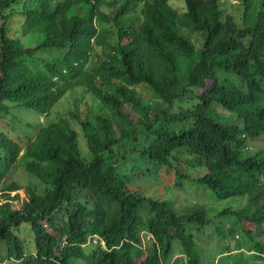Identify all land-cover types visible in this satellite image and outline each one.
I'll return each mask as SVG.
<instances>
[{
  "label": "trees",
  "instance_id": "16d2710c",
  "mask_svg": "<svg viewBox=\"0 0 264 264\" xmlns=\"http://www.w3.org/2000/svg\"><path fill=\"white\" fill-rule=\"evenodd\" d=\"M242 1L250 7L251 0ZM16 17L34 46L6 35ZM0 20V122L44 117H33L36 133L25 147L0 132V243L7 246L0 264H214L200 252L197 233L205 236L213 225L225 237L224 217L236 220L238 241L245 237L264 263V149L252 154L248 145L264 135V0L250 27L223 13L220 0H0ZM98 49L100 63L89 65ZM74 91L88 100L53 112ZM90 101H98L95 108ZM147 156L175 168L180 186L195 179L192 166L219 199L247 202L220 212L205 202L180 213L132 187L126 163ZM20 161L28 184H6ZM25 224L32 245L24 250Z\"/></svg>",
  "mask_w": 264,
  "mask_h": 264
},
{
  "label": "rangeland",
  "instance_id": "374dc122",
  "mask_svg": "<svg viewBox=\"0 0 264 264\" xmlns=\"http://www.w3.org/2000/svg\"><path fill=\"white\" fill-rule=\"evenodd\" d=\"M220 6L222 8L223 13L230 14L231 16L235 17V20L240 27H245V26L250 27V26L255 25L256 22L258 21L259 14L262 12V0H251L250 7L244 6V2L242 0H220ZM23 22L24 20L18 17L8 20L6 35L16 38V39H20L23 42V44L26 46H34V45L29 44L30 37L25 36L24 34L23 27H22ZM134 24H137V23H134ZM3 25L4 23L0 20V29L3 27ZM0 40H1V35H0ZM52 54L53 56L55 55L59 56L61 55V52L52 53ZM101 58H102V55L98 49L97 53L93 54V58L90 60L89 65L93 66L97 64L98 62L100 63ZM186 60L187 59L181 60L182 64H181L180 74H181V78H183V74L185 71V75L187 76L185 78L187 81L189 74L186 73V70L189 71L190 68L185 67L184 64ZM187 62L190 63V61H187ZM233 79L240 83L242 82L240 80L241 78L239 75H235ZM146 87L147 86L143 84H140L137 86V88L140 91L145 92L148 96L158 101L159 99L153 94V92L148 87L147 88ZM74 92L71 94V96L70 94H68L69 96L64 95L62 98L66 97L65 98L66 100L61 98L62 100L60 99L56 103L57 106L56 108H54L55 111H58V113H63L67 107L68 108L71 107V105L68 103L72 101L73 99H77L79 101L83 100L82 102H84L85 100H88L87 96L84 97V94H82L80 91H74ZM187 95L189 96V94ZM67 97L68 98L71 97V99L72 98L73 99L71 100V99H68ZM89 98L92 99V96H89ZM92 102L91 103L94 106L93 108H95V106L98 104V101H92ZM65 104H67L68 106ZM64 105L67 107L65 108ZM174 106H175L176 111H179L182 109V106L180 103H176L174 104ZM60 109L62 112L60 111ZM36 116H30L31 118L28 116L27 117L28 120L26 119L27 121L26 120L25 122L20 121L19 125L16 123V125H18L17 127L15 125L13 126L10 123H5V124L0 123V131H4V132L6 131L10 135V137H12L20 145L25 147L29 138L33 137V135L36 133V131L34 130V126H32L31 124V123H34L33 117L36 118V121L38 120ZM39 120L42 122L44 120V117L40 116ZM28 121L32 128L30 126H27ZM233 122H235V120H233ZM11 128L13 129V132ZM78 147L83 157L88 158V149L85 145L84 137L79 136ZM249 149L252 152V154L254 153L258 154L260 150H263L264 149V135L261 137L251 139L249 141ZM186 157L187 156H185L184 158ZM183 163L184 161H182L180 164L183 165ZM126 164L128 166L127 172L131 175L130 177H131L132 187L139 188L142 191H145L150 198L157 199V198L163 197L164 198L163 200L168 202L170 205H173L175 210L180 213L185 212L187 209H189L194 204H202L205 202H207L209 206L214 207L215 211L218 210L219 212L222 211L224 208L236 207V205L239 203L247 202L246 198L219 199L213 191L204 187V185L201 184L199 180H196L199 175L196 170V167H192V166L190 167V169L192 170V174H193L191 176L192 177L194 176L195 178L194 180L196 181L190 180V179H184L183 186H180L178 185L180 183V177H179V174L177 173V170L173 168V170L170 171L166 165H163L162 163L151 159L150 156H147L145 158L140 157L137 162L128 161ZM22 168L23 170H21ZM197 169L201 171L202 168H197ZM28 181L29 180L26 176V173L24 170V164L22 161L18 162L16 167L11 172H9L5 178L6 184L9 182H16L21 186L27 185ZM148 207H149L148 202H145L142 206L141 213L144 216V218H147L148 216ZM208 210L211 212V215H214L210 209ZM220 221H221V218L217 221L215 219L214 223L215 222L219 223ZM222 226L225 228V232H226L225 237L220 236L218 231L214 229L213 225H212V228L205 230L206 232L205 236L197 233V242L200 245V252L205 256L207 260H209V262H213L214 264H221V263H225V264H264L262 261H259L256 259L255 251L245 246L246 245L245 237L243 240L238 241V236L241 235L240 228L238 227V224L233 217H224V224ZM28 227L29 225L27 224L20 227V230L23 231L26 236V239H25L26 246L23 243L24 250L26 249V247L31 248V245H32V237L29 234V232H26V229H24ZM240 244H242L243 246L241 249L238 247V245ZM93 248H94V245L87 246V250L89 251L92 250ZM226 248H229L232 251L227 252ZM4 250L7 253L6 243L1 242L0 243V253H2V251ZM176 254H179V252H176ZM79 264H84V263L80 262Z\"/></svg>",
  "mask_w": 264,
  "mask_h": 264
},
{
  "label": "bare ground",
  "instance_id": "6f19581e",
  "mask_svg": "<svg viewBox=\"0 0 264 264\" xmlns=\"http://www.w3.org/2000/svg\"><path fill=\"white\" fill-rule=\"evenodd\" d=\"M79 1H81V0H79ZM83 1H84V0H83ZM112 1H113V0H112ZM114 1H116V0H114ZM117 1H118V0H117ZM138 1H139V0H138ZM73 2H75V1H73ZM110 2H111V1H110ZM150 2H151V1H150ZM78 3H79V2H78ZM80 3H82V2H80ZM72 4L75 5L76 3H75V4L72 3ZM72 4H71V5H72ZM93 4H95V3H93ZM108 4H109V3H108ZM110 4H111V3H110ZM114 4H117V3H114ZM156 4H157V3L154 1V5H156ZM77 5H78V4H77ZM81 5H83V4H81ZM105 6H106V5H105ZM59 7H60V6H59ZM69 7H71V6H69ZM83 7H84V6H83ZM134 7H135V6H134ZM150 7H151V6H150ZM152 7L154 8V6H152ZM73 8H74V7H72V9H73ZM79 8L81 9L82 7L79 6ZM79 8L77 9V11L79 10ZM196 8H197V5H196ZM219 8H220V7H219ZM58 9H62V8H58ZM74 9L76 10V8H74ZM107 9H108V8H107ZM115 9H116V8H115ZM149 9H152V8H149ZM155 9H156V8H155ZM75 10H74V11H75ZM111 10H112V9H111ZM111 10H110V11H111ZM192 10H193V9H192ZM196 10H197V9H196ZM69 11H71V10H69ZM72 11H73V10H72ZM77 11H75V12H77ZM93 11H94V10H93ZM104 11H105V10H104ZM112 11H113V10H112ZM151 11H152V10H151ZM153 11H155V10H153ZM158 11H159V8H158ZM200 11H201V10H200ZM79 12H80V11H79ZM82 12H83V11H82ZM95 12H96V11H95ZM85 13H86V12H85ZM97 13H98V11H97ZM97 13H95V14H97ZM104 13H105V12H104ZM111 13L113 14V12H111ZM149 13H150V12H149ZM153 13H154V12H153ZM153 13H151V14H153ZM217 13H218V12H217ZM80 14H81V12H80ZM82 14H83V13H82ZM86 14H87V13H86ZM105 14H106V13H105ZM73 15H74V14H73ZM198 15H200V14H198ZM95 16H96V15H95ZM148 16H149V15H148ZM152 16H153V15H152ZM152 16H151V17H152ZM216 16H217V15H216ZM105 17H106V16H104V18H105ZM110 17H111V15H110ZM196 17H197V15H196ZM79 18H80V17H79ZM92 18H93V17H92ZM94 18H95V17H94ZM153 18H155V14H154V17H153ZM217 18H218V17H217ZM81 19H82V18H81ZM57 20H58V19H57ZM84 20H85V19H84ZM112 20H113V19H112ZM112 20H111V21H112ZM148 20H151V19L149 18ZM218 20H219V19H218ZM48 21H49V20H48ZM65 21H66V20H65ZM91 21H92V20H91ZM105 21H106V20H105ZM152 21H155V20L152 19ZM101 22H102V21H101ZM103 22H104V21H103ZM106 22H107V21H106ZM219 22H220V21H219ZM149 23H150V22H149ZM14 24H16V23H14ZM91 24H92V23H91ZM103 24H105V23H103ZM108 24H109V23H108ZM150 24H151V23H150ZM152 24H153V22H152ZM64 25H66V23H65ZM94 25H95V24H94ZM99 25H100V24H99ZM154 25H155V22H154ZM154 25H153V26H154ZM106 26H107V25H106ZM106 26H105V27H106ZM150 26H151V25H150ZM153 26H152V28H153ZM17 27H18V26H17ZM102 27H103V25H102ZM154 27H155V26H154ZM93 28H94V27H93ZM95 28H96V27H95ZM149 28H150V27H149ZM216 28H217V27H216ZM153 29H154V28H153ZM217 29H218V28H217ZM106 30H108V28H106ZM149 30H150V29H149ZM151 30H152V29H151ZM108 31H109V30H108ZM102 34H103V33H102ZM107 34H108V33H107ZM46 35H47V34H46ZM44 40H45V39H44ZM49 41H50V40H49ZM37 45H38V44H37ZM40 45H41V43H40ZM44 45H46V43H45ZM48 45H49V42H48ZM48 45H47V47H49ZM51 45H52V44H51ZM37 47H39V45H38ZM40 47L45 48L44 46H40ZM47 47H46V48H47ZM52 47H53V46H52ZM52 47H50V48H52ZM24 48H25V47H24ZM24 48H22V51H23ZM35 48H36V47H35ZM38 49H39V48H38ZM40 49H41V48H40ZM25 50H26V49H25ZM46 50H47V49H46ZM35 51H36V50H35ZM37 52H38V51H37ZM41 52H42V51H41ZM53 52H54V51H53ZM44 53H45V52H44ZM62 54H63V53H61V55H62ZM18 56H19V54H18ZM21 56H22V55H21ZM24 56H25V55H24ZM22 57H23V56H22ZM18 58H19V57H18ZM23 58H24V57H23ZM15 60H17V59H15ZM20 62H21V61H20ZM23 63H24V62H23ZM16 64H17V62H16ZM20 64H22V63H20ZM26 64L28 65V63H26ZM12 65H13V64H12ZM16 66H17V65H16ZM29 66H30V65H29ZM21 67H22V65H21ZM23 67H24V66H23ZM31 67H33V65H32ZM48 67H49V66H48ZM15 68H17V67H15ZM18 68H20L19 65H18ZM28 68H29V67H27L26 69H28ZM45 68H46V67H45ZM13 69H14V66H13ZM13 69H12V70H13ZM21 69H22V68H21ZM21 69H19V70H21ZM9 70H10V69H9ZM31 70H32V69H31ZM38 70H39V69H38ZM38 70H36V71L39 72ZM13 71H15V69H14ZM27 71H28V70H27ZM49 71H50V70H49ZM9 72H10V71H9ZM28 72H29V71H28ZM28 72H27V73H28ZM32 72H33V70L31 71V73H32ZM15 73H16V72H15ZM19 73H20V72H19ZM22 73H23V72H22ZM25 73H26V72H25ZM42 73H43V72H42ZM48 73H49V72H48ZM10 74H11V73H10ZM33 74H34V76H35V73H33ZM33 74H32V75H33ZM37 74H38V73H36V75H37ZM39 74H40V72H39ZM13 75H14V73H13ZM13 75H11V77H12ZM19 75H21V74H19ZM23 75H24V74H23ZM25 75H26V74H25ZM28 75H29V74H28ZM41 75H42V74H41ZM48 75H49V74H48ZM14 76H15V75H14ZM34 76H33V77H34ZM5 77H6V76H5ZM7 77H8V75H7ZM29 77H30V76H29ZM2 78H3V77H2ZM25 78H26V76H25ZM25 78H24V79H25ZM38 78H40V76H38ZM38 78H37V79H38ZM0 79H1V78H0ZM14 79H15V78H14ZM17 79H18V78H17ZM17 79H16V80H17ZM24 79H23V80H24ZM34 79H35V78H34ZM37 79H36V81H34V82H37ZM16 80H15V81H16ZM3 81H4V80H3ZM10 81H12V79H11ZM38 81H39V80H38ZM16 82H17V81H16ZM28 82H29V81H28ZM81 82H82V81H81ZM0 83H1V81H0ZM19 83H20V82H19ZM82 83H83V82H82ZM6 84H7V83H6ZM25 84H26V83H25ZM33 84H34V83H33ZM33 84H31V85L33 86ZM36 84H37V83H36ZM79 84H80V83H79ZM14 85H15V84H14ZM17 85H18V84H17ZM77 85H78V84H77ZM82 85H83V84H82ZM144 85H145V84H144ZM3 86H4V85H3ZM21 86H22V83H21ZM27 86H28V85H27ZM9 87H10V85H9ZM9 87H8V88H9ZM16 87H18V86H16ZM25 87H26V86H25ZM33 87H34V86H33ZM77 87H78V86H77ZM147 87H148V86H147ZM147 87H146V88H147ZM2 88H3V87H2ZM5 88H6V85H5ZM21 88H23V87H21ZM21 88H20V89H21ZM29 88H31V87H29ZM29 88H28V89H29ZM143 88H144V87H143ZM149 88H150V87H149ZM3 89H4V88H3ZM12 89H13V88H12ZM15 89H16V88H15ZM18 89H19V88H18ZM28 89H27V90H28ZM33 89H34V88H33ZM40 89H41V88H40ZM40 89H39V90H40ZM43 89H44V87H43ZM130 89H131V88H130ZM5 90H6V89H5ZM5 90H4V91H5ZM16 90H17V89H16ZM16 90H15V91H16ZM22 90H23L22 92L25 91L24 88H23ZM34 90H35V89H34ZM41 90H42V89H41ZM6 91H8V90H6ZM10 91H12V90H10ZM13 91H14V90H13ZM13 91H12V92H13ZM15 91H14V94H16ZM17 91H20V90H17ZM28 91H29V90H28ZM30 91H32V90H30ZM69 91H70V90H69ZM41 92H42V91H41ZM70 92H71V91H70ZM109 92H110V91H109ZM2 93H4V92H2ZM2 93H0V94H2ZM9 93H10V92H9ZM18 93H19V92H18ZM42 93H43V92H42ZM74 93H75V92H74ZM20 94H21V96H22V93H20ZM32 94H33V92H32ZM34 94H35V93H34ZM64 94H65V93H64ZM64 94H63V95H64ZM70 94H71V93H70ZM82 94H83V93H82ZM10 95H11V94H10ZM17 95H18V94H17ZM23 95H24V94H23ZM30 95H31V94H30ZM65 95H68V94H65ZM4 96H5V95H4ZM8 96H9V95H8V92H7V97H8ZM21 96H19V97H21ZM32 96H33V95H32ZM68 96H69V95H68ZM70 96H71V95H70ZM11 97L13 98V96H11ZM11 97H10V98H11ZM19 97H18V98H19ZM0 98H1V97H0ZM8 98H9V97H8ZM10 98H9V99H10ZM12 98H11L10 100L13 101L14 98H13V99H12ZM16 98H17V97H16ZM16 98H15V99H16ZM61 98H62V97H61ZM65 98H66V97H65ZM65 98H62V99H65ZM67 98H68V97H67ZM123 98H124V97H123ZM21 99H22V98H21ZM32 99H33V97H32ZM62 99H61V100H62ZM68 99H71V97L68 98ZM72 99H73V98H72ZM72 99H71V100H72ZM81 99H83V98H81ZM81 99H80V100H81ZM22 100H23V99H22ZM27 100H28V99H27ZM65 100H66V99H65ZM124 100H125V99H124ZM126 100H127V99H126ZM16 101H17V100H16ZM19 101H20V100H19ZM23 101H24V100H23ZM68 101H69V100H68ZM82 101H83V100H82ZM82 101H81V103L83 104ZM20 102H21V101H20ZM30 102H31V100H30ZM71 102H72V103L69 102L68 104H73V103H74L73 101H71ZM75 102H76V101H75ZM123 102H124V101H123ZM6 103H7V101H6ZM10 103H12V102H10ZM17 103H19V102H17ZM22 103H23V102H22ZM25 103H27V102H25ZM114 103H115V101H114ZM13 104H14V102H13ZM13 104H12V106H13ZM61 104H62V103H61ZM87 104H88V103H87ZM15 105H16V104H15ZM17 105H18V104H17ZM19 105H22V104L19 103ZM58 105H59V104H58ZM65 105H67V104H65ZM65 105H64V106H65ZM77 105L79 106V104H77ZM85 105H86V104H85ZM89 105H90V104H89ZM89 105H88V106H89ZM119 105H120V103H119ZM1 106H2V105H1ZM12 106H9V108L12 107ZM55 106H56V105H55ZM62 106H63V105H62ZM67 106H68V105H67ZM67 106H65V108H66ZM78 106H76V107H78ZM81 106H82V105H81ZM5 107H7V106H5ZM15 107H16V106H15ZM17 107H18V106H17ZM17 107H16V108H17ZM21 107H22V106H21ZM23 107H24V106H23ZM59 107H60V106H59ZM82 107H84V106H82ZM124 107H125V106H124ZM12 108H13V107H12ZM18 108H19V107H18ZM55 108H56V107H55ZM61 108H62V107H61ZM67 108H68V107H67ZM74 108H75V107H74ZM84 108H85V107H84ZM84 108H83V109H84ZM86 108H87V107H86ZM86 108H85V111H86ZM3 109H5V108H3ZM6 109H7V108H6ZM6 109H5V110H6ZM21 109H22V111H23V108H21ZM21 109H20V110H21ZM51 109H52V108H51ZM51 109H50V110H51ZM76 109H77V108H76ZM78 109H79V107H78ZM0 110H1V109H0ZM7 110H10V109H7ZM7 110H6V111H7ZM52 110H53V109H52ZM56 110H57V109H56ZM3 111H4V110H3ZM3 111H2V112H3ZM12 111H13V110H12ZM14 111H15V110H14ZM18 111H19V110H18ZM54 111H55V109H54ZM54 111H53V112H54ZM60 111H61V109H60ZM67 111H68V110H67ZM74 111H75V110H74ZM78 111H79V110H78ZM4 112H5V111H4ZM10 112H11V110H10ZM16 112H17V111H16ZM19 112H20V111H19ZM55 112H56V111H55ZM57 112H58V111H57ZM57 112H56V114H57ZM61 112H62V111H61ZM64 112H65V111H64ZM7 113H8V112H7ZM71 113H72V112H70V114H71ZM81 113H83V112H81ZM121 113H122V111H121ZM123 113H125V112H123ZM35 114H36V113H35ZM53 114H54V113H53ZM78 114H80V113H78ZM110 114H111V113H110ZM2 115H3V114H2ZM10 115H11V114H10ZM31 115H32V114H31ZM50 115H51V114H50ZM67 115H68V114H67ZM25 116H26V115H25ZM87 116H88V114H87ZM90 116H92V115H91V112H90ZM124 116H125V115H124ZM3 117H5V115L2 116L1 118H3ZM7 117H8V116H7ZM29 117H30V115H29ZM61 117H62V116H61ZM78 117H79V115H78ZM5 118H6V117H5ZM30 118H31V117H30ZM57 118H58V117H57ZM70 118H71V117H70ZM80 118H82V116H81ZM25 119L28 120V118H25ZM34 119H36V118H34ZM58 119H61V118L59 117ZM73 119H74V118H73ZM77 119H78V118H77ZM113 119H114V118H113ZM16 120H17V119H16ZM27 120H26V121H27ZM38 120H39V119H38ZM51 120H52V119H51ZM22 121H23V118H22ZM24 122H25V121H24ZM0 123H1V122H0ZM34 123H35V122H34ZM48 123H49V122H48ZM48 123H47V124H48ZM57 123H58V122H57ZM114 123H115V122H114ZM27 124H28L27 126H30V127H31V125L29 124V121L27 122ZM31 124H32V126H33V123H31ZM38 124H40V123H38ZM54 124H55V123H54ZM18 125H19V124H18ZM18 125H17V126H18ZM48 125H49V124H48ZM52 125H53V124H52ZM17 126H16V127H17ZM66 126H67V125H66ZM16 127H15V128H16ZM25 127H26V126H25ZM116 127H117V125H116ZM31 128H32V127H31ZM11 129H12V128H11ZM25 130H26V128H25ZM117 130H118V128H117ZM0 132H1V131H0ZM5 132H6V131H5ZM12 132H13V129H12ZM14 132H15V131H14ZM6 133H7V132H6ZM21 134H22V133H21ZM5 136H6V135H5ZM0 140H3V139H0ZM0 142H1V141H0ZM19 169H20V168H19ZM21 170H23V168H22ZM30 179H31V177H30ZM32 183H34V182L32 181ZM32 183H29V184H32ZM92 242H93V241H92Z\"/></svg>",
  "mask_w": 264,
  "mask_h": 264
},
{
  "label": "clouds",
  "instance_id": "9594fccd",
  "mask_svg": "<svg viewBox=\"0 0 264 264\" xmlns=\"http://www.w3.org/2000/svg\"><path fill=\"white\" fill-rule=\"evenodd\" d=\"M262 136H263V135H262ZM251 139H254V138H251ZM251 139L248 140V145H249V141H250ZM249 151H250V149H249ZM95 243H96V242H95Z\"/></svg>",
  "mask_w": 264,
  "mask_h": 264
}]
</instances>
